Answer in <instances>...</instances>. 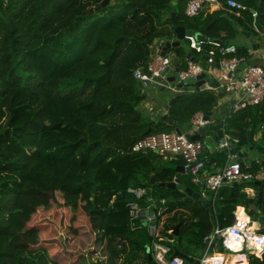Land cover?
<instances>
[{
    "label": "trees",
    "instance_id": "obj_1",
    "mask_svg": "<svg viewBox=\"0 0 264 264\" xmlns=\"http://www.w3.org/2000/svg\"><path fill=\"white\" fill-rule=\"evenodd\" d=\"M102 1L0 0V264H61L50 255V247H34L41 230L20 232L32 210L47 208L51 199H60L63 210L81 209L87 216L97 243H103L99 264H131L136 253L146 252L152 238L145 228H129V187L161 191L154 194L167 207L158 226L163 237L173 239L168 226L179 213L185 214L171 256L178 252L198 258L215 227L233 223L237 207L260 223L264 234V186L254 209L257 197L249 198L245 189L257 190L255 182L224 187L213 203L210 193L208 206L188 202L178 186L150 185L152 177L155 183L179 177L175 167L181 161L161 163L162 157L152 152L130 153L147 129L155 133L189 127L196 113L211 115L215 106V95L184 87L171 107L170 125L167 115L158 128L153 117L144 118L139 109L144 89L133 72L146 71L153 40L171 41L175 28L184 26L211 41L229 42L234 31L227 19L220 13L187 18L173 0H118L104 8ZM258 1L249 0L248 5ZM214 17L218 20L209 26ZM250 17L236 21L244 32L252 27ZM174 50L177 56L183 51ZM262 105L264 101L228 114L223 125L241 148L247 145L249 130L251 138L260 133L250 145L264 161V131L257 128L264 122ZM225 161L224 152H215L206 169L212 173ZM179 180L199 191L188 176ZM77 221L78 216L69 222ZM251 260L264 264V256Z\"/></svg>",
    "mask_w": 264,
    "mask_h": 264
},
{
    "label": "built area",
    "instance_id": "obj_2",
    "mask_svg": "<svg viewBox=\"0 0 264 264\" xmlns=\"http://www.w3.org/2000/svg\"><path fill=\"white\" fill-rule=\"evenodd\" d=\"M219 2V0H187L184 15L187 18L197 17L206 6L219 5ZM225 5L235 9L240 18H242L240 12L250 13L253 21L259 17L256 9H249L236 0H226ZM185 41H187L190 50L198 55H204L208 65L212 67L218 65L219 69L225 73L220 78L219 87L213 90L214 92L222 90L225 94L236 96V102L228 114L248 107L260 106L263 103L264 47L260 49L258 54L262 65H257L245 64L244 59L237 57V50L233 45L218 44L211 40L197 42L192 36H186ZM206 45H209L208 49L205 48ZM240 65H243L242 69H239ZM171 66L172 59L169 55L164 57L160 54L151 53L146 71L136 70L133 72V76L141 82L143 88L150 85L164 87L173 95H181L186 89L184 87H189L186 83L188 79H196L198 75L205 72L201 65L188 59L185 68L178 73V81L173 82L172 85H164L161 80H164L165 76L162 74ZM203 86L200 87V91H210ZM226 116L221 120L222 124ZM203 118L201 113L193 117L191 129L194 133L199 132L205 125L212 124L213 121L210 118L208 120ZM238 143V139H228L224 135V139H220L216 144L215 152L226 154L225 164L206 175L203 174L209 160V155L205 153L206 148L201 141L191 140L184 133H176L175 131L149 133L131 145L130 153L152 152L164 159L181 158L183 169L191 183L195 185L203 183L204 189L212 194V202H214L219 191L233 183L264 180V168L261 167L256 172H251L247 163L238 161V153L231 150ZM120 152L125 153L124 151ZM127 193L133 198L127 203L129 228L132 232L140 231L143 228L147 230L152 238L149 254L153 261L156 264H185L183 258L170 255L173 239H166L158 232L159 219L167 210L165 200L157 199L148 193L144 187H129ZM202 195L205 196L204 193ZM241 210L240 214H237V210L234 211V221L230 226L225 228L216 226L213 233L206 238L207 247L200 259V264H228V262L231 264L230 257L235 258L234 264H248L249 259H262L264 256V234L260 232V228L254 226L245 209ZM215 240L224 252L214 250ZM99 255V252H95L94 257H99ZM146 258V252H138L131 264H146Z\"/></svg>",
    "mask_w": 264,
    "mask_h": 264
},
{
    "label": "crops",
    "instance_id": "obj_3",
    "mask_svg": "<svg viewBox=\"0 0 264 264\" xmlns=\"http://www.w3.org/2000/svg\"><path fill=\"white\" fill-rule=\"evenodd\" d=\"M219 5H208L204 8V10L200 13L202 16H201V19H204L205 17L209 16V15H214L216 13H220L221 14V17L222 18H225L227 19V22L229 23V25L233 28V31H234V35L230 38L228 44L229 45H233L235 46L236 50H238V48H242L244 50V53L243 54H238L237 53V57L239 59H244V61H246L245 64H257V65H261V62L259 60V57H258V54H259V51L260 49H262L264 47V40H260V39H257V34L253 28V23L254 21L252 20V27L250 28V31L249 32H244L242 31V29L238 26L237 24V19L240 18L237 16V11L233 8H229L225 5V2L226 0H219ZM238 3L242 4L243 6H247V8L249 9H256L258 11V4L260 3V7L262 9V14L264 16V0H259L258 3L253 6V5H248V2L249 0H236ZM186 2L187 0H174V3L176 6L180 5L182 6L183 8V12H184V7L186 5ZM259 13V12H258ZM241 16L242 17H246V18H249L250 16V13L248 12H240ZM260 16V15H259ZM218 20L217 17H214ZM213 18V19H214ZM251 18V17H250ZM259 18V17H258ZM216 20V21H217ZM213 21V20H212ZM211 21V22H212ZM261 24L264 25V21L261 19ZM238 32V34L236 33ZM247 33L249 34L250 33V38L247 37ZM195 39V38H194ZM175 40V36L174 38L171 40V41H174ZM196 40V39H195ZM207 40H210V39H207ZM197 41V40H196ZM232 41H234V43H232ZM197 42H202V41H197ZM187 43V41H186ZM236 43H238L239 45H237ZM187 47H188V43H187ZM177 48V47H176ZM174 49V48H173ZM152 54H160V51L158 49L157 46H154L152 47ZM176 56L174 57H170L173 61V59H176L177 60V64L179 66V69L180 70H183L185 68V65H186V61L188 60L187 59V55L190 54V57L195 61H198V64L201 65L204 69V73L206 74V77L209 79V83L205 84L203 86V88L207 89V90H210L208 92H210L211 94L215 95L216 96V101H215V106L212 110V114L211 116L209 117L212 122V124L210 125H216L218 124L219 121H221L230 111H231V108L233 107L234 103L236 102V96L235 95H232V94H225L222 92V90H217L214 92L213 89H216L217 87H219V84H220V78L222 76L225 75V73L223 71H221L220 69H217L216 67H212L210 65H208L205 61V57L204 55H198L196 54L194 51L190 50L189 47H188V50L186 51H182L181 52V55H178L177 56V53L175 52ZM243 68V65H240L239 66V69H242ZM172 72L171 73H168L164 78V80H161V82L165 85V84H170L172 85L173 82H170V78H172L174 76V65L172 64V66L169 68ZM217 77L215 82L212 84L210 83V77L211 76H214ZM153 86V85H152ZM155 87V86H154ZM148 88V87H147ZM156 88H160V92H163V91H166L167 93H169L166 89H164V87H156ZM192 89V90H191ZM146 90V88H145ZM145 90H144V93H145ZM189 91H194V92H199V91H196L193 87H190V90ZM169 97L167 96H164V97H161L160 98V103L159 104H156L155 106L156 107H161V110L159 112H155L154 108L152 107L153 106V101L151 99H147L146 100V95H145V101H143L140 105L143 106L144 110L148 112V115L151 116V117H160V116H164L166 115V111L163 110V106L172 98L174 97L173 94L169 93ZM182 94V93H181ZM264 106L262 105L261 108H263ZM198 114V113H196ZM195 114V115H196ZM194 115V116H195ZM203 115V114H202ZM204 117V115H203ZM152 118V119H153ZM193 118H191L190 122H189V127L188 126H184L182 129H179L181 133H184L186 134L187 136L189 137H192V136H195V135H198L200 134L199 138L197 140L201 141L204 145V147L206 148V142L204 141V139H202L203 135L206 134V136L208 138H212V139H215L216 141V144L218 143V141L220 140L216 131H204V132H200L201 129L199 130V132L197 133H194L191 129V121H192ZM257 128L262 132L264 131V122L262 123H258V126ZM258 130V131H259ZM250 131V130H249ZM248 133V132H247ZM224 135H226V137L228 139H233V137L229 136L228 134H226L225 132V129H224ZM260 136V133H256L255 135H253V140H257ZM250 137H251V131H250ZM251 138V139H252ZM236 147H239L237 145H234L231 150L232 152L234 153H238L239 151L236 149ZM215 148L216 146L213 148H210V150L208 151L207 149L205 150V153L209 155V158L212 159V156H213V153H215ZM244 148V147H243ZM237 150V152H236ZM157 154V153H155ZM158 155V154H157ZM160 156V155H159ZM162 157V156H161ZM254 160V161H257L259 163H261L263 160L260 159L259 157L258 158H255V159H251L249 163H251V161ZM162 161H169V162H175V161H181L182 162V159L179 158V157H174V158H169V159H164L162 157ZM159 162V160H158ZM183 164V163H182ZM181 164V166H182ZM214 164V163H213ZM250 166V164H249ZM261 166L258 167V169H260ZM213 170V168H211ZM252 172V171H251ZM178 173V172H177ZM208 173H211L209 170L205 169L204 170V175L208 174ZM179 177L182 178V179H185L187 178V175H182L180 173H178ZM203 175V176H204ZM179 177H176L174 178V180H179L180 178ZM180 181V180H179ZM182 182V181H180ZM195 185V184H194ZM203 185V183H202ZM181 188L185 187L183 186V184L181 186H178ZM198 187V186H197ZM199 188V187H198ZM203 188H204V185H203ZM200 191V189H198ZM195 191V190H194ZM198 191V192H199ZM257 191H258V187H257V190L253 189V188H246L245 189V193L247 194V196L249 198H254L257 196ZM197 192V191H196ZM209 192L207 190H205L204 194L207 198L205 199H208V194ZM154 197L155 195L152 194ZM241 209H244L243 207H237L236 210H237V214H240L241 213ZM254 224L255 227H258L261 229V226H260V223L258 222H252ZM174 238L175 236L173 235V241H174ZM204 253V251H203ZM198 257V255H197ZM196 258V257H195ZM196 259H199V258H196ZM153 260V259H152Z\"/></svg>",
    "mask_w": 264,
    "mask_h": 264
},
{
    "label": "rangeland",
    "instance_id": "obj_4",
    "mask_svg": "<svg viewBox=\"0 0 264 264\" xmlns=\"http://www.w3.org/2000/svg\"><path fill=\"white\" fill-rule=\"evenodd\" d=\"M173 5L176 8L174 0ZM232 43H234V41H232ZM236 44L239 45L238 43ZM180 47L184 51L188 50L187 43L185 40L181 41ZM167 51L168 55L171 58L176 56L174 49H169ZM216 78L217 77H215V75L211 76L210 83L213 84ZM143 89L145 90V88ZM144 94L147 96L146 100L149 98L153 101L152 107L154 108L155 112H159L161 110V107L155 106L156 104L160 103V98L164 96L169 97L170 95L166 91L160 92V88H156L151 85L146 88ZM139 109L142 112L144 118H146V116H148V112L145 111L143 106L141 105L139 106ZM202 139H204V141L206 142L205 146L208 151L210 150V148H214L216 146L215 139L208 138L206 134L203 135ZM255 158H258L255 152L247 151V155L244 157L243 163L249 164L250 160ZM161 163H166V161H161ZM257 170L254 169L252 170V172H256ZM249 182L251 181H247L245 183ZM146 190L150 194H158L161 192L158 188L151 187H146ZM210 195L211 194L209 192L208 200H210ZM205 198H207V196ZM60 202V199H55L53 201L51 199L50 204L47 208L43 206H38L37 208L33 209L29 221L21 227L20 232H25L31 227L35 228L36 230H41L40 237L38 238L36 246L34 247H37L39 245L50 247V255H55L57 257V260L61 264H99L100 261H97L98 257H94V254L95 252L100 253V249L102 247L101 245L103 243H97L96 239L98 234L91 230V226L87 216L82 212L81 209H77L76 213L68 212L67 209L63 210L59 207ZM178 215L181 216H178L176 219H174L168 226L172 230L178 225L180 228V226L183 224V221H181L180 219L185 214L179 213ZM76 216H78L79 221L71 224L69 221ZM172 230H170L168 233L173 236ZM164 238L169 239L168 237ZM213 248L217 252H224L223 249L218 246L216 240L214 241ZM101 255L102 254L100 253L99 258L101 257ZM197 255L198 258L201 259L203 255L202 250H199ZM75 260H77V263H74ZM253 261L254 260L249 259L248 264H256V262ZM232 264H234V261Z\"/></svg>",
    "mask_w": 264,
    "mask_h": 264
},
{
    "label": "water",
    "instance_id": "obj_5",
    "mask_svg": "<svg viewBox=\"0 0 264 264\" xmlns=\"http://www.w3.org/2000/svg\"><path fill=\"white\" fill-rule=\"evenodd\" d=\"M263 1V0H262ZM110 2L112 3H117L118 0H104L101 2L100 7L104 8L106 7ZM258 12H259V18H257L254 23H253V28L257 34V39L260 40H264V25L261 24V19L264 21V16L262 14V9L260 7V3L258 4ZM93 10H90V12H92ZM171 17L174 18L175 14L171 13ZM216 18L213 19V21L210 23L209 26H212L215 22H216ZM175 33V40L174 41H161L159 42L157 39L153 40V45L157 46L159 51H160V55L161 56H168L167 54V50L169 49H173L176 47H180V43L181 41L185 40L186 36H192L194 37L197 41H202L205 42L207 40V38L203 35H200L198 33H194L191 30H186L184 26H178L175 28L174 30ZM238 34V32H236ZM250 33H247V37L250 38ZM214 42L218 43V44H228V41H225L224 43L222 41L219 40H214ZM187 59L192 60L195 63H198V61H194L191 57L190 54L187 55ZM172 64L174 65L175 69H174V76L172 78H170V82H177L178 81V73L180 71L179 66L177 64V60L173 59ZM217 69H219L218 65H215ZM172 71L170 69H167L162 76H166L168 73H171ZM186 83L189 85V87H193L196 91L200 90V87L203 86L204 84L209 83V79L206 77L205 73H202L200 75H198L196 77V79H188L186 81ZM180 96V94H175L174 97H172L164 106H163V110L166 111V115H167V122L170 125L171 124V118L169 116L170 110L172 105L174 104V102L176 101V99ZM142 97H145V95H143ZM211 115H207L204 116V120H208V118ZM137 119H140V114L137 115ZM162 120H163V116L160 117H154L153 121L156 122L155 124V128H158L162 125ZM216 131L219 139L223 140L224 139V127L222 124V121H219L218 124L216 125H205L204 127L201 128L200 132H204V131ZM152 129L149 128L147 129V131L145 132V135H148L149 133H151ZM176 133H181L180 130L178 128H176L174 130ZM200 134L195 135L190 137L191 140H197L199 138ZM251 143V137H250V131H248L247 133V145L244 148L241 147H236V149L239 151L238 152V156H239V162L243 163L244 162V157L247 155V151H253L254 152V147L250 145ZM259 166H261L262 168H264V161H262L261 163L252 160L250 163V167H254V168H258ZM175 171L182 174V175H186L185 171L183 169V166H176L175 167ZM155 177H152L150 180V185H156L159 188H163V189H175L177 186H181L182 182H180L179 180H173L172 182L169 183H155ZM238 183H233V186H236ZM255 185L258 187V191H257V198L255 200V202L253 203L252 208L254 209L258 202L262 199V187L264 186V180L263 181H256ZM197 186L199 187L200 191L196 192L194 191L192 188L190 187H183L181 189H179V191L181 193H183L186 197L184 198L185 201L191 202V201H197L200 202L202 204H205L206 206H208V203L206 202L205 197L202 195L205 192V189L203 188L202 183H198ZM178 228L179 225L176 226L173 230L172 233L175 237L178 236ZM146 253H147V260L150 264H156L153 260L152 257L149 254V246L146 247ZM175 256H179L181 258L184 259V261L186 263L189 264H200V259H194L191 257H188L186 255H184L183 253H174Z\"/></svg>",
    "mask_w": 264,
    "mask_h": 264
},
{
    "label": "bare ground",
    "instance_id": "obj_6",
    "mask_svg": "<svg viewBox=\"0 0 264 264\" xmlns=\"http://www.w3.org/2000/svg\"><path fill=\"white\" fill-rule=\"evenodd\" d=\"M235 258L234 257H230V259L229 260H231L232 261V263H233V260H234ZM231 263V264H232ZM228 264H230L229 262H228Z\"/></svg>",
    "mask_w": 264,
    "mask_h": 264
}]
</instances>
